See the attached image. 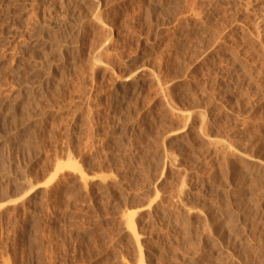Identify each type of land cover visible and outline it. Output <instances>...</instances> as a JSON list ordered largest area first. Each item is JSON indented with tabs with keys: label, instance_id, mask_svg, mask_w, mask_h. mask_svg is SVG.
<instances>
[{
	"label": "rangeland",
	"instance_id": "374dc122",
	"mask_svg": "<svg viewBox=\"0 0 264 264\" xmlns=\"http://www.w3.org/2000/svg\"><path fill=\"white\" fill-rule=\"evenodd\" d=\"M0 264H264V0H0Z\"/></svg>",
	"mask_w": 264,
	"mask_h": 264
}]
</instances>
